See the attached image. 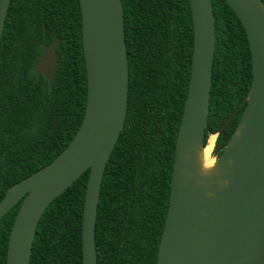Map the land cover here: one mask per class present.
Here are the masks:
<instances>
[{
    "label": "trees",
    "instance_id": "1",
    "mask_svg": "<svg viewBox=\"0 0 264 264\" xmlns=\"http://www.w3.org/2000/svg\"><path fill=\"white\" fill-rule=\"evenodd\" d=\"M264 2V0H262ZM128 62L123 129L106 163L97 205V264H156L169 205L177 131L190 78L189 0H121ZM215 26L205 144L218 157L246 106L252 81L248 39L225 0H211ZM58 38L48 87L33 65ZM78 0H10L0 39V200L48 165L72 140L86 105ZM89 169L43 212L29 264H82L81 225ZM21 201L0 218V264Z\"/></svg>",
    "mask_w": 264,
    "mask_h": 264
},
{
    "label": "water",
    "instance_id": "2",
    "mask_svg": "<svg viewBox=\"0 0 264 264\" xmlns=\"http://www.w3.org/2000/svg\"><path fill=\"white\" fill-rule=\"evenodd\" d=\"M86 70V105L69 144L45 167L9 187L0 218L21 201L6 264H29L37 224L54 198L89 169L81 225L82 264H97L95 223L106 163L123 129L128 62L121 0H78ZM244 27L252 62L246 106L215 171L203 175L215 26L211 0H189L193 50L187 96L177 131L168 210L156 264H264V2L225 0ZM10 0H0V39ZM58 38L42 47L33 73L51 88ZM215 138L216 135L214 134Z\"/></svg>",
    "mask_w": 264,
    "mask_h": 264
},
{
    "label": "bare ground",
    "instance_id": "3",
    "mask_svg": "<svg viewBox=\"0 0 264 264\" xmlns=\"http://www.w3.org/2000/svg\"><path fill=\"white\" fill-rule=\"evenodd\" d=\"M215 136L209 137L207 144L199 152V168L203 175H210L215 171V159L212 157Z\"/></svg>",
    "mask_w": 264,
    "mask_h": 264
},
{
    "label": "rangeland",
    "instance_id": "4",
    "mask_svg": "<svg viewBox=\"0 0 264 264\" xmlns=\"http://www.w3.org/2000/svg\"><path fill=\"white\" fill-rule=\"evenodd\" d=\"M213 150H214V147H213ZM213 150H212V157H213V159H216V157L213 154Z\"/></svg>",
    "mask_w": 264,
    "mask_h": 264
}]
</instances>
